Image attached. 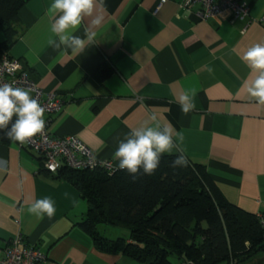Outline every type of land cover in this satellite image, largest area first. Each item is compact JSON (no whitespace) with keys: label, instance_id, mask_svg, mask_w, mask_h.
<instances>
[{"label":"crops","instance_id":"1","mask_svg":"<svg viewBox=\"0 0 264 264\" xmlns=\"http://www.w3.org/2000/svg\"><path fill=\"white\" fill-rule=\"evenodd\" d=\"M239 1L248 13L231 22L227 12L200 19L198 6L179 0L160 6L158 0H103L94 43L73 55L47 43L52 0H27L7 52L40 88L65 101L60 113L44 114L53 136L75 135L118 164L119 142L155 114L183 134V154L204 166L227 201L257 214L264 211V107L243 88L250 69L240 56L264 43V0ZM74 34L83 37L84 25ZM106 68L109 74L99 78ZM184 92L196 94V109L187 115L178 102ZM44 197L55 202L53 217L27 212ZM86 210L74 185L42 168L41 154L0 142V258L19 236L20 247L42 252L37 264H138L96 249L78 225ZM240 264H264V251Z\"/></svg>","mask_w":264,"mask_h":264},{"label":"trees","instance_id":"2","mask_svg":"<svg viewBox=\"0 0 264 264\" xmlns=\"http://www.w3.org/2000/svg\"><path fill=\"white\" fill-rule=\"evenodd\" d=\"M26 1L0 0V54L17 38L18 11ZM0 142L10 140L0 133ZM178 154H164L154 175L135 180L126 169H59L87 202L78 225L96 249L138 264H240L264 251L257 214L227 201L202 164L186 157L187 167L173 169ZM102 223L125 234L107 238L98 231Z\"/></svg>","mask_w":264,"mask_h":264},{"label":"clouds","instance_id":"3","mask_svg":"<svg viewBox=\"0 0 264 264\" xmlns=\"http://www.w3.org/2000/svg\"><path fill=\"white\" fill-rule=\"evenodd\" d=\"M102 7L103 0H52L48 9L52 34L48 45L55 49L63 46L73 55L83 53L95 41L94 29L103 23L104 16L99 10ZM81 25H84L83 37L74 34ZM240 59L250 69L243 88L257 106L264 107V43L248 47ZM195 95L194 92H184L179 96L178 102L185 115L195 111ZM44 113L45 108L33 97L32 89L12 83L0 84V133L3 138L25 144L30 138L43 135L46 128ZM183 139L181 132L171 124L161 125L153 114L119 142L113 158L118 161L119 169H126L133 180L137 174L154 175L162 156L172 154L174 149L180 154L172 161L171 167L185 168L188 160L179 147ZM27 212L41 219L45 215L51 218L56 212L55 202L51 197L37 199L27 206Z\"/></svg>","mask_w":264,"mask_h":264},{"label":"built area","instance_id":"4","mask_svg":"<svg viewBox=\"0 0 264 264\" xmlns=\"http://www.w3.org/2000/svg\"><path fill=\"white\" fill-rule=\"evenodd\" d=\"M170 0H158V6ZM181 6H198L197 16L208 19L227 12L229 20L247 15V4L239 0H179ZM12 83L32 89V95L45 108L44 114L60 113L65 101L55 92H46L38 86L21 60L11 57L8 52L0 54V84ZM41 154L42 168L56 174L62 166L79 169H101L113 172L118 167L113 160L96 155L86 144L75 135L53 136L48 130L47 122L43 135L30 138L27 143L20 144ZM259 223L264 232V211L257 213ZM21 238L14 237L4 248L0 264H37L43 259L42 252L37 248L20 247Z\"/></svg>","mask_w":264,"mask_h":264},{"label":"rangeland","instance_id":"5","mask_svg":"<svg viewBox=\"0 0 264 264\" xmlns=\"http://www.w3.org/2000/svg\"><path fill=\"white\" fill-rule=\"evenodd\" d=\"M2 36V34H0V37ZM98 230L101 234L106 235L107 237H116L120 234H125L124 229L123 228H119V227H115L112 225H107V224H99L98 225ZM173 260H175L173 258Z\"/></svg>","mask_w":264,"mask_h":264}]
</instances>
